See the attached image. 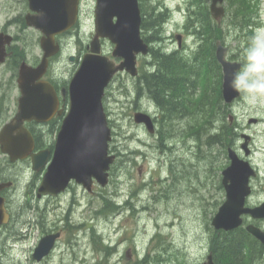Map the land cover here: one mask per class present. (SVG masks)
<instances>
[{
    "label": "rangeland",
    "instance_id": "rangeland-1",
    "mask_svg": "<svg viewBox=\"0 0 264 264\" xmlns=\"http://www.w3.org/2000/svg\"><path fill=\"white\" fill-rule=\"evenodd\" d=\"M161 1L164 6H168L170 9L169 23L165 24L163 29H165V39L169 46L174 48L177 42L174 41L172 35L180 33L178 29L184 25L187 2L186 0ZM258 1L262 28H264V0ZM91 6H93L92 1L88 0L84 14L86 18L84 31L79 35L63 37L66 53L76 50L75 43L78 41L87 42L91 33V21L89 22ZM22 7L24 4L21 0H0V27L3 22L13 18ZM13 33H17V30H14ZM26 41L28 43H25ZM187 41L189 44L195 45V40L191 36L187 38ZM23 43L26 47L28 44L32 47L29 48L28 55H40L38 37L35 39V36L31 34H22L20 40L14 41V49L18 48L22 56L25 57L24 50L26 49L22 48ZM224 45L227 47V53L235 51L233 48L229 50L228 44ZM254 45L257 49L255 53L257 66H264V32H257ZM111 48V44L105 42L104 51L110 52ZM147 59H142V61L145 62ZM59 61L62 63L63 69L60 70L56 66V62L53 63L52 68L57 75H62L63 79L68 75L73 64L67 60V54L60 57ZM9 65L11 64L6 62L0 67V117H2L0 127L15 114L19 96L16 78L11 77L13 70ZM252 79L254 78L251 77L250 80ZM125 84H127V79L125 74H121L117 78V82H114L108 89L104 101V105H107L109 111L107 116L111 120L113 150L124 154L121 153V156L119 155L114 165L111 166L112 173L108 185L103 188L95 187V192L87 195L84 200L85 204L76 210L83 223L81 232L79 231L81 237L73 239L75 230L72 229L73 226L69 227L60 241V244L62 243L60 249L57 248L47 262L37 263L32 257L34 237L31 236L18 243L12 241L13 239L10 237L7 238L0 231V264H59L61 260L67 264H74L75 259L78 262L82 260L83 264H176V259L184 264H199L206 258L209 246L206 221H209L212 227L211 218L225 198L224 189H219L210 176V149L203 143L197 145L195 137L181 136L182 128L189 126L190 114L180 116L178 113L176 114L178 117L173 115L158 122L160 126L169 125L172 127L174 125L179 129V134L168 140L169 144L165 146H175L176 148L172 149L175 151L169 153L167 149L158 148V145L164 141L167 142V140L162 138L161 142H154V139L151 141L146 137L145 130L133 121L134 110L132 107L137 106V98L128 104L125 99V95H127L125 87L119 90L115 88ZM243 95L244 93L241 92L240 97L230 104L227 119H229L230 125H233L234 137L233 144L228 147L233 148L242 156L241 143L244 140L241 135L245 133L251 137L249 159L257 174L251 180L253 194L249 202L254 203L258 199H264V103L256 106L248 105L244 102ZM174 117L177 121L174 120ZM209 125L207 124V126ZM218 126L219 124L213 126L214 130ZM205 129H207L206 134H209L210 128L205 126ZM204 138L202 137V139ZM139 139H142L143 142ZM47 141V131H44L42 142L46 144ZM148 143H154L152 148ZM138 147H141V150ZM161 152L167 153L168 157H165ZM199 152H201V156L198 158ZM2 155L0 152V165L1 160L6 159ZM203 156L208 159H202ZM164 165L166 168L163 170ZM221 170L219 171L220 179ZM7 172L8 176L12 175L14 168L8 169ZM159 181H162L163 184H159ZM143 187L145 188L143 189ZM14 192H19L20 196ZM7 194L12 197L11 203L14 211V219L12 218L10 226L15 223L16 228L24 230L25 226L22 222L26 217L19 208L24 205V195L18 187L15 191L11 189ZM109 200L113 202V209L106 205ZM115 200L117 202L128 200L131 205H125L124 210L119 214L115 211ZM62 203L65 204L66 201L63 200ZM144 204L150 205V207L148 206L147 210L142 211L140 208ZM55 210L54 208L47 211V215L51 216ZM26 211L30 213V211ZM56 211L61 217L65 213V209ZM27 218L30 220L32 217L29 215ZM257 225L264 228V219ZM91 228L101 235V240L102 237L105 241L109 240L107 244L115 246L117 241L124 242L118 245L116 251L114 248L109 249L110 253L107 252L106 259L101 240L98 239V234L91 233ZM157 234L160 237L157 238ZM94 239L95 242H93ZM75 241L81 243L82 250L78 249V244H75ZM10 244L11 246H9ZM73 245L77 250L75 255L72 254ZM143 258H145V262L141 261ZM263 263L264 261H262Z\"/></svg>",
    "mask_w": 264,
    "mask_h": 264
},
{
    "label": "water",
    "instance_id": "water-1",
    "mask_svg": "<svg viewBox=\"0 0 264 264\" xmlns=\"http://www.w3.org/2000/svg\"><path fill=\"white\" fill-rule=\"evenodd\" d=\"M95 35L89 44L88 52L81 57L68 86L69 107L58 130L52 159L47 164V149L32 152L34 139L25 122H46L56 109L55 92L45 81H39L46 72L48 58L59 49L55 36L69 29L77 20L79 0H28L33 15H26L27 24L39 29L43 35L40 47L42 59L36 67L22 62L18 69L17 85L21 95L17 110L10 120L0 127V151L11 161L30 155L32 169L46 166L38 186L37 195H56L62 192L71 180L90 191L93 181L104 187L108 183L109 168L115 155L109 153L112 139L102 98L104 90L117 71L136 74V58L139 53L148 52V44L140 35L141 13L138 0H95ZM223 0H210V13L220 21L224 15ZM116 18L115 22L113 21ZM99 38H107L113 45L111 55L120 59L118 64L107 55L100 53ZM179 40V36L177 37ZM12 37L0 32V64L6 56V46ZM226 47L216 40L215 57L222 69L221 93L225 103H232L240 96L233 81L241 67L238 61L225 57ZM70 56V60H74ZM136 123L145 125L149 132L154 131L150 116L136 111ZM241 148L245 156L250 152V136L241 135ZM228 165L221 170V184L225 200L211 218L216 230L230 231L243 222L242 215L253 219L264 218V202L250 207L245 205L251 193L249 181L256 175L255 168L236 151L227 149ZM9 182H1L0 190ZM4 198L0 196V225L7 222ZM245 229L264 245V230L249 223ZM58 233L41 238L33 257L40 260L52 248ZM199 264H215L212 254Z\"/></svg>",
    "mask_w": 264,
    "mask_h": 264
},
{
    "label": "trees",
    "instance_id": "trees-1",
    "mask_svg": "<svg viewBox=\"0 0 264 264\" xmlns=\"http://www.w3.org/2000/svg\"><path fill=\"white\" fill-rule=\"evenodd\" d=\"M151 1L152 0H139V6L144 16L142 21V37L145 42H152L149 49V57L151 59L150 61L155 63V71L149 74L147 84L145 85L144 81L141 85L146 86L150 91L149 93H153L155 97H157V95L159 96L157 91L160 92V99L168 102V104L165 105L166 111L163 120L173 115L177 117V113L180 116L190 114L188 119L189 126L188 128H182L183 130L180 131V134L185 138L195 137L197 145L203 143L210 149V176L216 182L217 187L222 189L219 171L228 163L226 148L233 144L234 128L233 125H230L229 119H227L230 111V104H226L221 95L222 73L221 67L215 57L216 40H220L222 44H228L229 50L231 48L235 49V51L227 53L228 59L240 60L242 62L246 60L249 50L253 48L255 30L258 25H261L258 13L259 1L224 0L225 13L223 18L217 21L212 17L209 11V0H186L184 27L186 31L194 36L195 48L193 47L190 55L185 58L186 60L184 59L183 63H181V59L185 54H180L178 51L170 53L164 51L163 46L166 44L161 22L169 17V9L164 6L161 0ZM15 19L16 18H14V20ZM10 51L11 56L6 62L11 64L9 65L13 70V75L11 77L15 78L17 66L23 56L18 48L14 49V45L11 46ZM168 61H173V65H168L166 63ZM174 66L176 69L179 68L182 71L179 72L177 70V72H171ZM140 75L142 76L144 73L142 72ZM168 75H170L171 78L177 76H186L187 79L194 78L193 80L197 83L198 88L197 95L194 96L193 92L192 94H187V92L177 88V86H175L176 90L166 89L173 86V84L170 85V83H172V81H170L167 82V86L164 87V79ZM177 81L179 80L176 79L174 82ZM185 82L184 79H182L180 85L183 86ZM179 90L181 91L179 92ZM178 92L184 94L175 96ZM1 120L2 117H0V123ZM169 121L171 122V120ZM207 124L210 125L207 126ZM218 124V128L214 130L215 127L213 128V126ZM205 126L210 128L209 134H206L207 129H205ZM166 127L167 126H159L156 130L158 135L161 136V139L165 138L166 140H170L179 134V129L175 128L174 125L172 127H169V125L167 128ZM204 129L205 131H202ZM30 130L35 136L37 135V131L34 128H30ZM202 137L205 138L202 139ZM37 139L39 138L36 137V140ZM153 144L154 143H151L152 146ZM110 148L113 152V145ZM175 148V146H169L168 149L171 150ZM174 151L175 150H172V152ZM115 153L117 154V158L119 155L121 156V153L124 154L120 151H116ZM199 156H201V152H199ZM202 159L206 160V157H202ZM165 168L166 166L164 165L163 170ZM111 173L112 169H110V174ZM161 183L162 181H159V184ZM144 188L145 187H143V189ZM117 203L118 202L115 200L114 204L116 206ZM106 205L110 207L113 205V202L109 200V203ZM117 209L118 206L116 210ZM206 228L209 232L208 250L211 252L215 264H262V261H264V245L252 236L245 229L244 225H240L231 231H224L214 229L210 226L209 221H206ZM91 231V233L95 232L96 235L98 234L97 237H100L101 240V235L99 236V233H96L93 228H91ZM156 236L157 238L160 237L159 234ZM101 241L102 248L105 249L106 247V249H108L103 237ZM106 254L104 253V255ZM256 256L258 259H256ZM158 259L160 258L158 257ZM141 261L145 262V258ZM176 264H184V262L176 259Z\"/></svg>",
    "mask_w": 264,
    "mask_h": 264
},
{
    "label": "flooded vegetation",
    "instance_id": "flooded-vegetation-1",
    "mask_svg": "<svg viewBox=\"0 0 264 264\" xmlns=\"http://www.w3.org/2000/svg\"><path fill=\"white\" fill-rule=\"evenodd\" d=\"M91 1H92V4L94 5L95 0H91ZM21 2L24 4V7H22L13 18L8 19L5 23L3 22L2 27H0V30L3 32L11 33L13 35L14 40H20V38H22V34L23 35L31 34V35L35 36V39L38 37V45H39V38L41 36V32L39 30L27 25L26 15H31L33 13L30 12V10L28 8V1L27 0H21ZM87 2H88V0H80L79 16H78L77 24L73 28H70V29L66 30L65 32H62V34L56 36V42L60 44V50L57 54H55L54 56L49 58L48 68H47L45 74L41 78L42 80L47 81L52 86V88L55 92L56 109H55L53 115L49 118V120L47 122H42V123L29 122L26 124L29 129L34 128L37 131L36 136L31 131L32 135H33V139H34V147L32 149V152H38V151L44 150V149H47L49 151L47 164L52 159L53 152H54V146H55V139H56L58 130L60 129L62 119L65 116V114L68 110V107H69V91H68L69 82H70L71 77L73 76V74H74V72H75V70L79 64L80 57L82 56V54L89 51L88 44H89L90 40L92 39L94 32H95L94 23H93V14H91V16L89 18V22L91 21V23H90L91 24V33H90L91 39L89 40V37H90V35H89L86 43L80 42V41H78V43H75V49L76 50H74L73 52L66 53L64 51L65 48H64V38L63 37L68 36V35H78L79 33L84 31V27L86 24V18L84 17V14H85V8H86ZM91 13H92V9H91ZM14 18H16V19L14 20ZM143 19H144V16L142 18V21H143ZM142 21H141V25H140L141 31H143ZM14 30H17V33H13ZM186 32L187 31H184V29H181V33H180L181 42L178 45H176V47H174V48L171 47L170 52H174L175 50H178L179 53H186L187 51H189V47L187 44L188 35H186ZM16 35H17V37H16ZM175 35H173V37L176 40ZM100 41H101L102 50H103L104 44H105V42H107V40L101 39ZM25 43H28V42L26 41ZM191 46H192V44H190V48H191ZM22 48L26 49V50H24L25 51V57L23 56V58L19 61V63L22 61H25L28 64H30L31 66H36L39 63V61L43 55V52L40 49V46H39L40 55H38V56L36 55L37 57L35 55H28V51L30 50L29 48H32L29 44H28V47H26V46H24V43H23ZM35 48H36V46H35ZM7 54H8V56H7L6 60H8V58L11 55V51L9 49H7ZM66 54H67V60L68 61H69L70 56H75L76 58L74 59V61H69L73 64V67L69 70V73H68L69 76L67 75L65 78L63 77V79H62V75H57L56 71L52 68V65L54 62H56V66L60 70H62L63 69L62 63L59 61V58L63 57ZM36 58H38V59H36ZM116 62H118V61H116ZM173 63H172V65H173ZM246 63H247V61H245L244 64H242V66L244 67V65ZM154 64L155 63L153 61H150V60H146L145 62H143L142 57L138 56V59H137V75L130 76L129 74H127L125 72L117 73L113 77L110 84L107 86L106 93L108 92V89L111 87V85L114 82H117V78L120 77L121 74H125V77L127 79V84L121 85V87L116 86L115 88H117V90H119V89H123L125 87L124 90L127 94V95H125L126 102L129 104L130 102L134 101L136 99L139 91H140L139 87L142 86L141 83L145 81V85H146L147 81H148L149 74L155 71V69H153ZM243 67H242L241 71L243 70ZM173 68L174 69H171V72H177V70L179 72L182 71L179 68L176 69L175 66ZM142 72L144 73V75L141 76L140 73H142ZM172 79L170 78L169 81H173L172 82L173 86L171 88L168 87L166 89L176 90V87H175V83H176L177 88H180L181 90L187 92V94H192V92H193L194 96H196V91L198 88H197V83L195 82V80H193L194 78L193 79H191V78L187 79L186 76H184V77L183 76H177V77H173ZM176 79L179 81L174 82ZM180 79L181 80L184 79V82L186 79V82L184 83L185 85L184 84H183V86L180 85V81H181ZM181 90H179V92ZM145 91L148 93L147 96L145 95L146 97L145 96L143 97L144 100L146 98L145 102H144V100H143L144 103L141 101L140 103L137 104V106L132 107V110H134V112L141 111V112H144L150 116L152 123H153V126H154L153 132H148L143 124H137V126L143 128L145 130L146 137L150 138L151 141H152V139H154V142L155 141L160 142L161 138L158 135V133L156 132V130L160 126V125H158V122L163 121V116L165 115V111H166L165 108L160 106V103L165 102V101L160 99V97H161L160 92L157 91L159 96L157 95V97H155L153 95V93H149L150 92L149 89L145 90ZM182 92L179 94L177 93L175 96H177V95L181 96V94H184ZM106 96L104 98V101L106 99ZM209 96H210V88H209ZM104 107L106 109V114H109V111L107 110L106 104L104 105ZM167 111H168V109H167ZM109 124L111 125V120H109ZM44 131H47V137H48V141L46 144H44L42 142ZM36 137L39 139L36 140ZM155 138H156V140H155ZM139 140L143 142L142 139H139ZM148 145L152 148L151 143H148ZM111 146H112V142H111ZM138 149L141 150V147H138ZM111 150H110V152H111ZM113 152H116V151H113ZM161 153L164 154L165 157H168L167 153H165V152H161ZM115 155L117 156L116 153H115ZM2 156H4L6 159L1 160L0 183L1 182H9L10 184L6 187H3L0 190V196L2 198H4V209H5V212L8 214V220H7V222L0 225V231H1V233L5 234L7 238L10 237V239L11 238L13 239L12 241H17L18 243L23 242L26 238H29L31 236L34 237L35 242H34V246L32 247V249H33L32 257H33V253L35 251V248L37 247V245H38V243L42 237H44L46 235L58 233L59 236L55 239L54 244H53L52 248L50 249V251L47 255L42 257L40 260H36L33 257V259L35 261H37V263L47 262L49 260V258L51 256H53V252L55 250H57V248L60 249L61 244H62V243L60 244V241H61L62 237L65 235L66 229H69V227L73 226L74 228H72V229L75 230L74 231L75 235H74L73 239L79 237L78 236L79 231L83 227V223H82V219L80 218V216L77 215L76 210L85 204L84 200L86 199L87 195H91L92 193H94L95 192L94 188L97 187L98 185L96 184V182H94V184L92 186V190L90 192H88L81 184H77L75 181L72 180L68 183V185L66 186V188L62 192H59L56 195H40V196H38L37 195L38 186L40 184L42 175L45 172L46 166L42 167L40 170L32 169V166H31L32 163H31L30 155L26 156L23 159H17L15 161H11L7 155L3 154ZM249 161H250V159H249ZM24 164H25V167H24ZM11 168H14V172L12 175L8 176L7 170L11 169ZM171 168H173V167H171ZM251 180L252 179H250V186H251L252 190H251V194L246 199V202H245L246 206H255V205H258L264 201V199L263 200L258 199L254 203L249 202V199L252 197V194H253V187L251 184ZM17 187H18L19 191L22 192V195H24V205H22V207H19L21 209V211L23 212V214H25V217H26V219L23 221V226H25L24 230L20 229V228H16L15 223H13V225L10 226V223L12 222L11 220L13 218V212L14 211L12 210L13 209V205L11 203L12 197L9 196L7 194V192H9L11 189H13V191H15L17 189ZM15 194L20 196L19 192L15 193ZM63 200L66 201L65 204L62 203ZM70 200H72V201H70ZM129 203L130 202L128 200H125L124 202L118 201V203H117L118 210H116V212L117 213H118V211L122 212L124 210V205L127 204L126 206H129L128 205ZM68 206H70V207H68ZM144 206L141 205V208ZM54 208L56 210L61 209L62 211H63V209H65V213L61 217V216H59V214L55 210V212H53V214L51 216H48L47 211H51ZM68 208H70V209H68ZM147 208H148V206H147ZM26 210L30 211V213H28ZM29 215H31V217H32L30 220H28L29 217L27 218V216H29ZM263 219H252L249 216L243 217L244 221L248 220L247 221L248 223L251 222L255 225L258 224L259 221H262ZM123 242L124 241H121V242L117 241V243L115 245L116 248L118 249V245L120 243H123ZM74 243L78 244L79 250H82L81 249V243L79 241H75ZM9 246H11V244ZM84 246H85V243H84L83 247ZM110 247L114 248L113 245L108 244L107 245L108 249L104 250V252L105 253L108 252ZM72 248H73L72 254L75 255L77 250L75 249L74 245ZM117 249H115V251ZM77 262H78V260L75 259L74 264H80L81 262H82L81 264L84 263L82 260H80V262H78V263ZM85 262H86V260H85ZM59 264H67V263H65L63 260H61V262ZM69 264H71V263H69Z\"/></svg>",
    "mask_w": 264,
    "mask_h": 264
},
{
    "label": "clouds",
    "instance_id": "clouds-1",
    "mask_svg": "<svg viewBox=\"0 0 264 264\" xmlns=\"http://www.w3.org/2000/svg\"><path fill=\"white\" fill-rule=\"evenodd\" d=\"M264 32V28L257 29ZM256 48L249 50L243 70L234 78L233 86L238 92L244 93L243 100L246 104L256 106L264 103V66H257L254 58ZM251 77L254 79L250 80Z\"/></svg>",
    "mask_w": 264,
    "mask_h": 264
},
{
    "label": "bare ground",
    "instance_id": "bare-ground-1",
    "mask_svg": "<svg viewBox=\"0 0 264 264\" xmlns=\"http://www.w3.org/2000/svg\"><path fill=\"white\" fill-rule=\"evenodd\" d=\"M152 1H153V0H152ZM152 1H151V2H152ZM166 19H167V18H166ZM166 19L163 20V21L161 22V23H162V26H163V24L165 23ZM182 29H183V28H182ZM162 32H163V31H162ZM149 35H151V34H149ZM192 36H193V35H192ZM193 37H194V36H193ZM197 38H198V37H197ZM202 38H203V37H202ZM153 40H154V39H153ZM159 41H160V40H159ZM203 41H204V39H203ZM162 42H163V41H162ZM156 43H157V41H156ZM198 43H199V41H198ZM158 44H159V43H158ZM203 44H204V43H203ZM203 44H202V45H203ZM204 45H205V44H204ZM156 46H157V45H156ZM163 47H164V46H163ZM161 48H162V46H161ZM194 48H195V47H194ZM187 52H188V51H187ZM187 52H186V53H187ZM180 54H181V53H180ZM187 57H188L187 54L184 55V56L182 57V59H181V63H183L184 59L187 58ZM185 60H186V59H185ZM179 61H180V60H179ZM188 62H189V61H188ZM148 63H149V62H148ZM166 63H167L168 65H169V64L172 65L173 61H168V62H166ZM147 65H148V64H147ZM180 65H181V64H180ZM184 66H185V65H184ZM146 67H147V66H146ZM150 67H151V66H150ZM181 67H182V66H181ZM145 69H146V68H145ZM153 69H155V68H153ZM148 70H149V69H148ZM151 71H152V70H151ZM170 78H171L170 75H168V76L165 77L164 80H165V83H166V84L164 85V87L167 86V84H168L167 82H170V81H169ZM159 79H161V78H159ZM171 79H172V78H171ZM172 80H173V79H172ZM172 82H173V81H172ZM171 84H172V83H170V85H171ZM162 86H163V85H162ZM175 86H176V85H175ZM139 88H140V91H139V93H138V95H137V97H136V98H137V99H136V100H137V103H140L141 101L143 102V100H144L143 97H144L145 95H146V96L148 95V93L145 91V90H148V88H147L146 86H141V87H139ZM171 90H172V89H171ZM166 91H167V90H166ZM169 92H170V90H169ZM162 94H163V93H162ZM172 95H173V94H172ZM139 96H140V98H138ZM146 96H145V97H146ZM166 97H167V95H166ZM172 97H173V96H172ZM142 98H143V99H142ZM163 98H164V96H163ZM155 99H156V98H155ZM145 100H146V98H145ZM145 100H144V102H145ZM151 100H152V99H151ZM158 101H159V100H158ZM158 101H157V102H158ZM164 101H165V100H164ZM144 102H143V103H144ZM145 104H146V103H145ZM147 104H148V103H147ZM153 104H154V103H153ZM167 104H168L167 101H166V102H161V103H160V106H162V107L165 108V105H167ZM157 106H158V105H157ZM160 106H159V107H160ZM154 108H155V107H154ZM158 109H159V108H158ZM170 109H171V108H170ZM184 109H185V108H184ZM186 109H187V108H186ZM162 111H163V110H162ZM186 111H187V110H186ZM179 112H180V111H179ZM157 113H158V112H157ZM177 117H178V116H177ZM174 118H175V117H174ZM170 119H171V118H170ZM170 119H169V120H170ZM165 120H166V119H165ZM174 120H176V118H175ZM182 120H183V119H182ZM176 121H177V120H176ZM176 121H175V122H176ZM157 122H158V121H157ZM163 124H164V123H163ZM158 125H159V124H158ZM158 125H157V126H158ZM164 127H165V126H164ZM167 127H168V125H167ZM159 129H160V128H159ZM170 130H171V129H170ZM165 131H166V130H165ZM170 132H171V131H170ZM167 133H168V132H167ZM160 137H161V136H160ZM166 138H167V137H166ZM168 139H169V138H168ZM155 140H156V138H155ZM157 140H158V139H157ZM162 141H163V140H162ZM167 141H168V140H167ZM160 142H161V141H160ZM168 142H169V141H168ZM168 142H165V141H164L165 144H164V143H161L162 145L164 144L163 147H162V145L160 144V145H158V148H164V149H167L169 153L172 152V149H171V150L168 149L169 146H168V147H165V146H167V145L169 144ZM158 144H159V143H158ZM203 148H204V147H203ZM199 157H200V156H198V158H199ZM203 157H206V156H203ZM206 159H208V157H206ZM172 161H173V160H172ZM174 161H175V160H174ZM181 164H182V163H181ZM68 199H69V198H68ZM70 201H72V200H70ZM146 202H147V201H146ZM67 203H68V202H67ZM129 204H130V203H129ZM126 205H127V204H126ZM130 205H131V204H130ZM144 205H145V204H144ZM144 205H143V206H144ZM146 205H147V204H146ZM146 205H145L144 207L140 208V210H142V211H143V210H147V206H146ZM113 206H114V205H113ZM124 206H125V205H124ZM148 206L150 207V205H148ZM68 207H70V206H68ZM111 207H112V205H111ZM135 207H136V206H135ZM114 208H115V207H114ZM116 208H117V206H116ZM129 208H131V207H129ZM68 209H70V208H68ZM112 209H113V207H112ZM112 209H111V210H112ZM122 209H123V208H122ZM137 209H138V208H137ZM111 210H110V211H111ZM133 210H134V209H133ZM138 210H139V209H138ZM118 213H119V211H118ZM22 223H23V222H22ZM71 227H72V226H71ZM82 232H83V231H82ZM85 232H86V231H85ZM90 232H91V231H90ZM92 234H93V233H92ZM86 235H87V234H86ZM88 235H89V234H88ZM90 235H91V233H90ZM90 235H89V236H90ZM94 235H95V234H94ZM78 236L81 237V235H78ZM99 236H100V235H99ZM90 238H91V236H90ZM95 238H96V237H95ZM99 238H100V237H98V239H99ZM92 239H93V238H92ZM79 240H80V239H79ZM104 241H105V240H104ZM108 241H109V240H108ZM93 242H95V239H94ZM100 242H102V241H100ZM0 243H1V242H0ZM96 243H97V242H96ZM96 243H95V245L93 244L95 247H96ZM105 244H106V243H105ZM103 245H104V242H103ZM95 247H94V249H95ZM104 247H105V246H104ZM81 248H82V247H81ZM111 248H112V247H110V250H112ZM105 249H106V247H105ZM105 249H104V250H105ZM115 249H117L116 246H114V251H115ZM260 249H261V248H260ZM101 250L103 251L102 248H101ZM101 250H100V251H101ZM102 251H101V252H102ZM108 252H109V251H108ZM106 253H107V252H106ZM106 253H105V254H106ZM109 253H110V252H109ZM260 253H261V252H260ZM101 254H102V253H101ZM260 255H261V254H260ZM143 256H144V255H143ZM103 258H104V257H103ZM105 258H106V255H105ZM106 259H107V258H106ZM256 259H258L257 256H256ZM255 261H256V260H255ZM255 261H253V262H255ZM249 263H250V262H249ZM86 264H87V263H86ZM256 264H257V263H256ZM260 264H261V263H260ZM263 264H264V263H263Z\"/></svg>",
    "mask_w": 264,
    "mask_h": 264
}]
</instances>
